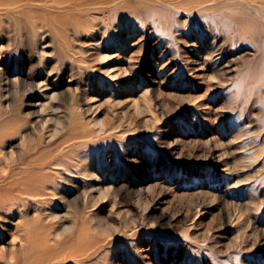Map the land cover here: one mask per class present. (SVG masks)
Instances as JSON below:
<instances>
[{
  "label": "rangeland",
  "instance_id": "rangeland-1",
  "mask_svg": "<svg viewBox=\"0 0 264 264\" xmlns=\"http://www.w3.org/2000/svg\"><path fill=\"white\" fill-rule=\"evenodd\" d=\"M96 1L53 26L0 15V156L30 159L74 120L105 191L91 205L92 179L65 177L56 204L2 203L0 264L11 251L25 264L23 221L52 211V241L88 220L81 264H264L262 19L240 0L189 12L187 0H116L130 3L104 13ZM245 2L264 14V0Z\"/></svg>",
  "mask_w": 264,
  "mask_h": 264
},
{
  "label": "bare ground",
  "instance_id": "bare-ground-1",
  "mask_svg": "<svg viewBox=\"0 0 264 264\" xmlns=\"http://www.w3.org/2000/svg\"><path fill=\"white\" fill-rule=\"evenodd\" d=\"M88 1L93 0H0V15H24L33 24H36L37 19L40 17L50 15L51 17L53 16L50 21L53 26L56 22L62 23L66 19V17L59 16L62 12L74 10L85 12L90 10L88 5H86ZM114 1L116 0H98L94 3L92 2V5L96 6L92 8L104 13L106 11H115L116 8L129 5L130 3L129 1ZM233 1L235 0H187L188 3L183 7V11L189 12L210 8L221 10V7H224L223 5ZM239 4L246 9L249 8L251 12L255 11L258 18L262 19L264 23L263 11L257 10L256 7H249L246 2L244 3V0H240ZM225 8L227 9L226 6ZM225 8L222 10H225ZM73 118H75L74 115ZM69 127V133L62 135V138L50 148H42L45 137L43 135L39 136L35 147V155L30 159H27L28 155L17 160H7L0 156V208L2 203L5 202L10 205L9 208L12 206L21 207L27 200H32L34 205L37 206L42 201L40 198L43 196L50 198L52 203L56 204V199L54 200L53 197L60 194L61 197L57 199V202L61 201L62 193L59 190L63 186L65 177H80L83 182L87 181L88 178L92 179L87 182L88 188L85 189V200L91 201V205H96L100 202L105 191L101 190L93 180L97 178L96 169L100 162L98 158L94 161V155L99 153L92 145L93 140H90V134L85 132V128L83 130L79 127V123H75L74 120L70 122ZM97 133L102 134L103 128H97ZM87 136L89 138L84 139ZM55 141L52 140L51 142ZM48 144L51 143L49 142ZM14 163L18 166L21 165V167L15 166ZM150 188L153 190L155 186ZM139 199L140 197H137L138 201ZM37 212L40 213V208H38ZM98 215L93 214L88 217L90 218L89 221H99ZM46 219L50 220L46 224H42V219L39 216L34 219V225L23 221L24 230L20 239L23 242L22 247L26 251L23 257L24 263L51 264V261H55V264H62L64 261H69L73 262L72 264H81L91 254L89 251L95 245L94 241L88 240L91 235L88 232L89 229L85 226L88 220L84 216H79L74 220L73 225L69 226L70 228L63 229L64 235L62 237L54 236V241H52L53 238L50 237L54 227L52 221L57 222V219H60V215L53 214L52 211L46 216ZM0 224L5 225V222H0ZM95 228H98V225ZM12 237V241H14L17 235ZM2 240L4 239L2 238ZM35 257L38 258L35 261H31ZM18 263L19 256L16 252L11 251L10 260H7L6 264Z\"/></svg>",
  "mask_w": 264,
  "mask_h": 264
}]
</instances>
